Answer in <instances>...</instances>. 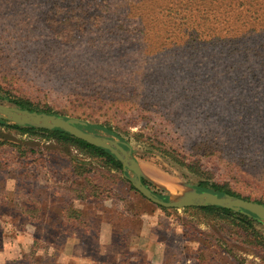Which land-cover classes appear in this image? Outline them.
<instances>
[{
    "label": "rangeland",
    "instance_id": "374dc122",
    "mask_svg": "<svg viewBox=\"0 0 264 264\" xmlns=\"http://www.w3.org/2000/svg\"><path fill=\"white\" fill-rule=\"evenodd\" d=\"M73 1L84 8V0ZM94 2L95 5L100 1ZM125 3L131 5L132 0H125ZM132 6L135 7L134 4ZM38 10L37 5L24 7L0 0V78L4 79L0 80V96L8 94L28 102L39 111L50 110L64 119L109 125L112 132L122 135V141L129 146L145 177L154 185L165 188L172 200L186 191L182 183L196 192H202L196 185L203 181L227 185L242 198L264 203V159L256 163L247 161L242 164L239 161L241 167L238 173L227 175V170L236 161L227 159L225 154L237 157L240 151L237 147L238 152L233 153V145L229 147L225 143L227 139L220 124L212 118L211 122L203 125L188 108L190 115L187 118L190 119H183L188 121L187 126L179 129L176 124L178 119L172 120V115L177 117L184 108L181 106L184 102L163 96H138L125 100L130 108L119 110L115 107L124 101L120 96L135 90L136 83L148 88H169L167 80L172 72L167 59L157 60L145 50V45L135 46L128 37L113 38L109 33L110 23L104 18L97 19L102 8L91 7L88 16L96 17V20H83L66 29L64 38L58 39L54 38L48 25L39 21ZM135 26L131 23L130 27H119L117 30L132 31ZM48 41L50 45L44 48ZM35 46L43 50L37 59L33 53ZM100 92L104 95L105 106L92 115V109L88 107L95 105L92 96ZM107 92L110 95H105ZM0 104L15 107L3 100ZM138 108H143L141 116L137 115ZM144 127L145 131H141ZM133 128L137 131L132 132ZM149 128H152L151 133ZM83 130L120 142L114 135L100 129ZM154 132L162 140L158 141L157 147L148 141L153 139ZM202 138L209 142L213 154L205 155L204 160L193 167L198 171L175 164L155 150L164 147L179 156L178 160L182 157L189 159L198 152L191 151L193 143ZM0 141L23 156L27 155L23 150L25 146L28 147L26 150L32 149L37 154L36 161L19 160L17 163L9 148L3 156L5 164L0 163V253L5 251V243L16 245L10 249L16 255L5 259L4 264H61L66 258L60 253L59 246L69 243V233L63 234L61 226L66 228L65 224L69 221V171L74 169L70 162L72 158L83 160L86 156L73 147L11 129L0 128ZM42 156L47 159L42 160ZM200 158L201 155H194L192 161ZM83 162L88 164L87 169L95 171L94 183L99 194L119 199V194L130 187V183L116 171L100 174L98 161L84 159ZM9 179L16 181L11 191L7 189ZM79 184V190H82L81 185L94 187L92 183ZM126 205H137L143 213H158L159 210L161 214L160 240L165 242L166 247L164 251L159 250L153 262L161 254L162 264H256L255 260L246 259V255H253L259 258L260 264H264V249L259 243L264 241V222L255 217L246 229L231 217L202 212L198 208L184 209L183 214L172 209L161 211L138 194ZM123 208L127 209V206ZM200 224H205L208 230H202ZM176 226L182 228L181 233L176 232ZM134 228L147 233L145 227L134 225ZM66 230L69 231V228ZM21 236L30 237V242L27 239L18 242ZM192 243H198L199 247L194 250L190 246ZM66 254H69V249ZM153 262L142 258L133 264Z\"/></svg>",
    "mask_w": 264,
    "mask_h": 264
},
{
    "label": "trees",
    "instance_id": "16d2710c",
    "mask_svg": "<svg viewBox=\"0 0 264 264\" xmlns=\"http://www.w3.org/2000/svg\"><path fill=\"white\" fill-rule=\"evenodd\" d=\"M94 1L84 0V8L73 0H5V3L21 4L24 7L37 5L39 8L37 18L42 24L51 28L55 39L64 38L66 29H71L83 20H96V17L88 16L91 7L102 8L97 19L104 18L110 23L109 33L113 38L128 37L135 46L145 45V50L157 60L167 59L170 63L168 65L170 72L173 73L167 80L169 88H148L136 83L135 90L125 92L120 96L124 101L117 103L115 106L117 109L125 110L129 107L126 101L138 96H152L153 98L163 96L178 102L182 101L184 103L180 104L184 108L179 111L177 117L176 114L172 115V120L178 119L176 124L179 129L187 126L188 121L184 122L183 119H190L187 118L190 115L188 111L190 108L195 119L203 125L211 122V118L220 124L224 137L227 139L225 143L229 147L233 145V153L238 152L237 147L239 148L240 156L225 154L227 159L236 161V164L227 170V175H236L241 167L240 162L242 164L247 161L256 163L264 159V0H132L135 7L125 3V0H99L100 2L95 5ZM61 10L66 13L62 14ZM68 10L69 13H67ZM131 23L136 24L132 31L118 32L117 28L130 27ZM47 37L52 39L51 36ZM55 39L52 40L55 41ZM49 45L50 42L46 43L44 48ZM41 52H43L41 48L33 47L35 59L39 58ZM152 79L154 80L155 77ZM0 80L4 79L0 78ZM105 95L110 94L107 92ZM92 98L95 105L88 109H92L91 114L95 115L97 109L105 106L103 104L104 95L101 92L94 93ZM0 100L10 102L21 110L55 115L50 110L39 111L28 102L8 94L0 96ZM138 110L137 115L141 116L143 108H138ZM0 128L16 130L21 134L41 136L47 141L73 147L85 154L84 159L98 161L101 165L100 174H103V171H116L122 174L120 163L109 152L90 146L63 131L19 127L8 125L2 120H0ZM80 128L88 131L93 128L103 130L114 135L127 146L122 141V135L112 132V128L107 124L91 125L86 122V125ZM145 129L144 127L141 131ZM151 129L149 128V133ZM201 135L207 136L206 133H201ZM152 137L153 139L150 138L148 141L155 143L157 147L158 141L162 140H159L156 132ZM204 140V138L199 141L195 140L191 148V151L198 150L194 155H201V158L196 161H192L194 155H191L189 159L182 157L178 160L179 156L174 152H168L164 147L162 150L160 148H155V150L175 164L182 165L191 171H198V168L193 167L198 166L197 164L202 159L204 160L205 155L213 154L209 142ZM9 148L17 163L19 160L34 159L36 161L37 154L32 149L26 150L28 147L25 146L23 150L27 155L23 156L16 149L0 141V163L5 164L6 158L3 156ZM41 158L44 161L47 159L46 156ZM243 158L245 161L242 160ZM84 159L72 158L70 164L74 165V169L71 171L77 176H83L84 183L88 185L92 183L94 187L89 188L85 185L84 188L98 195L99 191L94 183L95 171L92 168H86L88 164L83 162ZM141 182L158 198L168 201L164 193L156 190L147 181L141 179ZM196 187L202 192L214 193L220 197L229 195L250 201L235 194L224 184H208L199 181ZM130 189L138 194L131 186ZM105 195L109 194L103 196ZM250 202L264 206V203L260 201ZM158 209L166 210L160 207ZM198 210L231 217L246 229L250 227L253 219V216L216 207H204ZM259 243L264 249V241Z\"/></svg>",
    "mask_w": 264,
    "mask_h": 264
},
{
    "label": "crops",
    "instance_id": "0c3cea01",
    "mask_svg": "<svg viewBox=\"0 0 264 264\" xmlns=\"http://www.w3.org/2000/svg\"><path fill=\"white\" fill-rule=\"evenodd\" d=\"M71 170L69 221L65 224L66 228L61 226L63 234L69 233V243L59 246L60 253L66 258L61 264H126V261L133 264L142 258L153 262L159 250L164 251L166 244L160 240L161 214L143 213L137 205H126L136 196L130 187L119 194V199L111 195L92 194V190L82 185V190H79V182H83L84 178L73 174ZM120 175L126 176L123 172ZM154 186L169 195L165 188ZM134 225L145 227L147 233L134 228ZM68 249L69 254H66ZM161 260L160 254L152 264H162Z\"/></svg>",
    "mask_w": 264,
    "mask_h": 264
},
{
    "label": "water",
    "instance_id": "95a60500",
    "mask_svg": "<svg viewBox=\"0 0 264 264\" xmlns=\"http://www.w3.org/2000/svg\"><path fill=\"white\" fill-rule=\"evenodd\" d=\"M0 120L7 121L11 125L19 127H33L37 130H60L73 138L80 140L90 146L100 148L109 152L121 165V171L130 183L131 187L144 199L151 204L172 210H184L187 208H204L216 207L232 211L234 213H242L244 215L253 216L259 221L264 222V206L258 203L245 201L229 195L218 196L210 192H196L190 189L185 183L181 186L186 189L176 199H171L162 189H157L154 184L148 180L143 174L139 163L132 157L129 146L124 145L113 139L101 137L92 133L85 132L80 127L86 125L85 122H79L72 119H64L56 115L45 113L29 112L12 106L0 104ZM144 179L151 184L156 190L164 193L168 197V201L158 198L151 189L147 188L142 182Z\"/></svg>",
    "mask_w": 264,
    "mask_h": 264
},
{
    "label": "clouds",
    "instance_id": "9594fccd",
    "mask_svg": "<svg viewBox=\"0 0 264 264\" xmlns=\"http://www.w3.org/2000/svg\"><path fill=\"white\" fill-rule=\"evenodd\" d=\"M131 131L132 132H136L137 129L133 128V129H131ZM15 184H16V181L14 179H9L7 181V189L10 190V191L14 190ZM157 211L159 213V210H157ZM178 212H181V214H183L181 209H178ZM153 223H155V221H153ZM199 227L202 230H208L205 224H200ZM176 232L178 234L181 233L182 232V228L180 226H176ZM25 239H27L29 242L31 240L30 237L21 236V237L18 238V242L19 241H24ZM190 246L195 250V249H197L199 247V244L198 243H192ZM4 247H5V251L0 253V264H4V260L5 259H12L16 255L14 252L10 251V249L15 248L16 245L5 243ZM161 247H164V245L161 244ZM25 248H27V244H25ZM37 254L40 255L42 253H37ZM246 259L249 260V261L255 260L256 264H260L259 258L254 257L253 255H246ZM82 264H83V262H82Z\"/></svg>",
    "mask_w": 264,
    "mask_h": 264
}]
</instances>
